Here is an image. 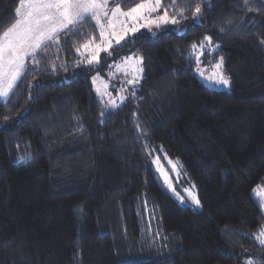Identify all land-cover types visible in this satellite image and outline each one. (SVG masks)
<instances>
[{
	"label": "trees",
	"instance_id": "obj_1",
	"mask_svg": "<svg viewBox=\"0 0 264 264\" xmlns=\"http://www.w3.org/2000/svg\"><path fill=\"white\" fill-rule=\"evenodd\" d=\"M19 2L0 0V36L16 22ZM161 4L184 30L141 29L115 48L113 59L143 58L139 88L118 108L105 110L93 91L102 67L76 66L77 48L97 31L90 18L54 37L38 65L27 58L23 78L0 99V264H264L256 238L264 214L252 195L264 186V1ZM206 35L216 47L205 55L222 60L229 90L206 86L194 72L191 46ZM158 147L181 162L198 209L164 189L149 157ZM142 192L180 245L161 260H120L109 220L117 210L123 238L135 239Z\"/></svg>",
	"mask_w": 264,
	"mask_h": 264
},
{
	"label": "rangeland",
	"instance_id": "obj_2",
	"mask_svg": "<svg viewBox=\"0 0 264 264\" xmlns=\"http://www.w3.org/2000/svg\"><path fill=\"white\" fill-rule=\"evenodd\" d=\"M114 2H110L108 4V8H115L118 5ZM264 1V0H263ZM148 1H144L142 3H146ZM152 4H155V0H150ZM31 3V0H20L15 13L17 20L16 22L9 28L13 29L14 26L17 25V22L24 18L26 12L29 10L28 6ZM140 4V3H139ZM138 5V4H137ZM136 7L133 6L129 9H122L123 12H127L130 9ZM17 9L20 10L19 14ZM164 11H161V8L156 12L153 13L150 17L145 13V19H155L158 15H163ZM109 16L111 13L109 12ZM171 17V16H169ZM97 27L96 34L87 40L85 43L80 45L81 52L85 50L81 47L82 45L91 43L94 40L93 48L96 46H101V35H100V28L97 26L95 20L89 17ZM121 20H124L126 24L130 25V21H126L125 18L121 17ZM101 23L105 27V34L111 32V27L107 20H102ZM145 23V20H140L135 25L136 27H140ZM165 26H170L174 31L180 33L184 30L183 27L178 26L177 24L172 25L168 24ZM162 26V27H165ZM8 29V30H9ZM141 29H146L150 35H153L159 28L155 25H151L150 27H142ZM7 30V31H8ZM124 29L122 27H117L118 32H122ZM133 34L128 33L127 39H129ZM126 39V40H127ZM124 41L121 43L123 44ZM216 45H213L210 42L206 41L204 43V47L201 49L199 46L193 49L192 55L195 57L196 67L194 72L198 76V78L208 87L213 89H220V90H229L230 89V81L229 78L224 73L223 62L220 67H216V65L221 62V59L212 60L205 55V52H210L215 49ZM113 53V51H112ZM79 56V55H78ZM112 56V55H111ZM141 57L136 53H130L127 55H122L118 58H111L108 56L106 52L101 51L100 53V64L99 65H92V66H101L102 69L99 72H96L94 76H98L96 84L93 85L92 78V88L95 93V96L102 104L105 110H112L116 108L106 107L109 104V99H114L118 107L128 100L132 95L133 91L139 88L141 79H139L138 83L136 84H128L127 80L133 79L131 74V69L127 71H119L117 72L116 69L110 68L109 65H116L122 64L123 58L125 57ZM197 56L200 57L199 61L197 60ZM28 57L25 58V60ZM81 59V57L79 56ZM84 59H87V54H85ZM139 67V66H137ZM109 73H113L114 75L110 76ZM228 79L229 84L223 85L221 83H217V79L219 78L220 74ZM107 84L108 87L106 89V95L101 97L98 95L96 88H100L101 92L105 91L104 85ZM123 89L121 92L120 90ZM110 94V95H109ZM123 95L125 99L123 101L120 100V96ZM4 100V99H1ZM117 107V108H118ZM150 163L152 168L154 169L158 179L160 180L161 184L163 185L166 192L179 204V205H187L193 209H198L200 207L197 205L193 199L195 197L196 200L198 199L196 188L193 182L188 177L187 173L185 172L184 168L182 167L181 162L176 158L169 157L162 147H158L153 149L149 155ZM258 193H254V189H258ZM252 195L258 199L263 214H264V186L263 185H256L252 189ZM134 208H135V215H136V222L138 226V236L135 239L126 238L122 233L124 232L123 228V221L121 215L118 213L117 210H114L112 213L114 214L113 217L109 220V226L107 227V232L111 234V237L114 241L115 252L120 260H143V259H154V260H161L166 257H170L174 254L177 247L180 245L179 236L177 232L172 231L165 233L161 229L160 218L158 213L157 204L155 201L148 197L145 192H142L139 196H137L134 200ZM264 232V226H262L256 238L260 242L259 234ZM129 239V240H128ZM261 243V242H260ZM264 245V244H263Z\"/></svg>",
	"mask_w": 264,
	"mask_h": 264
},
{
	"label": "snow or ice",
	"instance_id": "obj_3",
	"mask_svg": "<svg viewBox=\"0 0 264 264\" xmlns=\"http://www.w3.org/2000/svg\"><path fill=\"white\" fill-rule=\"evenodd\" d=\"M114 2V0H31L23 19L17 22V25L13 29L5 31L0 36V99H7L11 92L18 84V81L23 78L27 65L25 58H32L35 62L36 55L40 50L47 46L50 42L54 41V37L59 36L62 32L77 31V25H82V21L91 17L95 20L97 26L100 28L101 42L103 47L96 46L93 48L94 40L91 43L82 45L85 50L81 52L80 48H77V54L81 57V60L76 62V66L79 67L82 63L88 66L100 64L101 51L106 52L109 57L112 55V51L116 47H123L122 41H126L128 33L133 35L140 32L142 27H150L155 25L157 28L168 24H178L179 20L175 16L169 17L168 11L165 10L163 15L156 16L155 19H145V13L150 17L153 13H156L163 5L161 0H155V4H152L150 0L146 3H140L136 7L130 9L127 12H123L119 6L115 8H108V4ZM172 7H176V0H172ZM187 8H191L192 4L189 2L186 5ZM184 9L179 10V14L183 16ZM19 14L20 10L17 9ZM109 12L111 16H109ZM202 16V9L199 5L195 6L193 11V21L195 24L200 23ZM130 21L128 25L124 20ZM102 20H107L111 27V32L105 34V27L101 23ZM145 20V23L140 27H136L138 21ZM122 27V32L117 31V27ZM204 41H211L210 36H204L203 41L199 45L202 49L204 47ZM193 49L198 46L193 44ZM219 47V45H217ZM87 54V59H84ZM200 57L197 56L199 61ZM38 65V62H35ZM222 61L219 62L216 67H220ZM143 58L142 57H125L122 64L109 65L110 68H115L117 72L127 71L131 69L133 79L127 80L128 84H136L139 79L142 78L143 72ZM139 66V67H137ZM110 76L114 75L109 73ZM98 76L92 78L93 85L96 84ZM223 85H228L229 81L221 73L216 81ZM108 85L105 84V91L101 92L100 88H96L98 95L103 97L106 95V89ZM121 92L123 89L120 90ZM134 94V91H133ZM110 95V94H109ZM125 97L120 96V100L123 101ZM106 107L117 108L114 99H109V104ZM258 189H254V193H258ZM195 203L199 205V200L193 197ZM261 244H264V232L259 234ZM249 264H252L250 261Z\"/></svg>",
	"mask_w": 264,
	"mask_h": 264
}]
</instances>
